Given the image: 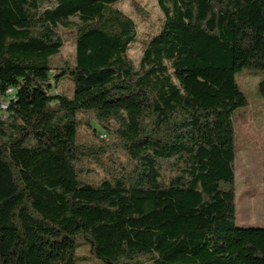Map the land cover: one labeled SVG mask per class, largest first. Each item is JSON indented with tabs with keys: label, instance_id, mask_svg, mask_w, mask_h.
Listing matches in <instances>:
<instances>
[{
	"label": "trees",
	"instance_id": "trees-1",
	"mask_svg": "<svg viewBox=\"0 0 264 264\" xmlns=\"http://www.w3.org/2000/svg\"><path fill=\"white\" fill-rule=\"evenodd\" d=\"M119 2L0 0V103L16 97L0 116V264H75L77 239L101 264H264V228L236 226L232 120L237 73L259 70L264 98V0H157L137 66ZM58 27L75 31L72 65ZM61 77L71 97L53 93ZM81 115L99 145L78 144ZM116 149L122 163L82 178Z\"/></svg>",
	"mask_w": 264,
	"mask_h": 264
},
{
	"label": "rangeland",
	"instance_id": "rangeland-1",
	"mask_svg": "<svg viewBox=\"0 0 264 264\" xmlns=\"http://www.w3.org/2000/svg\"><path fill=\"white\" fill-rule=\"evenodd\" d=\"M115 7L129 17L136 26L137 39L128 51V57L137 66L147 40L158 31L163 15L157 0H121ZM75 21V19H72ZM63 46L57 59L74 63L75 31L72 28L57 29ZM262 73L257 69H243L235 75V81L247 99V106L237 109L232 116L235 149V207L236 226L245 228H264V185L262 184V166L264 154V98L258 93ZM53 93L72 96V83L68 77H61ZM77 142L81 145H99V137L106 135L98 124L88 116H79ZM107 136V135H106ZM106 139V138H105ZM107 142H112L107 138ZM111 152V151H109ZM101 158V164L88 160L84 162L83 179L95 184L106 173L104 165L114 160L122 163L125 158L121 152L113 150ZM75 264H101L90 254L86 241L75 240L73 255ZM145 262V260H144Z\"/></svg>",
	"mask_w": 264,
	"mask_h": 264
},
{
	"label": "built area",
	"instance_id": "built-area-1",
	"mask_svg": "<svg viewBox=\"0 0 264 264\" xmlns=\"http://www.w3.org/2000/svg\"><path fill=\"white\" fill-rule=\"evenodd\" d=\"M6 98L1 101L0 103V116L1 118L4 117V112L7 110L9 107L10 103H13L16 101L15 93L12 88H9L6 93ZM105 138V136H103Z\"/></svg>",
	"mask_w": 264,
	"mask_h": 264
}]
</instances>
